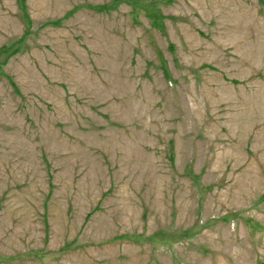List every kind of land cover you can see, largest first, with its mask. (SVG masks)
<instances>
[{
  "label": "rangeland",
  "instance_id": "374dc122",
  "mask_svg": "<svg viewBox=\"0 0 264 264\" xmlns=\"http://www.w3.org/2000/svg\"><path fill=\"white\" fill-rule=\"evenodd\" d=\"M0 264H264V0H0Z\"/></svg>",
  "mask_w": 264,
  "mask_h": 264
}]
</instances>
